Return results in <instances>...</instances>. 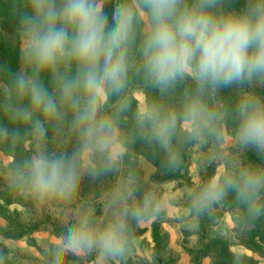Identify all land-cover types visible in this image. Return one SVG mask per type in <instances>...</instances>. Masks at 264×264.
<instances>
[{"label":"clouds","instance_id":"clouds-1","mask_svg":"<svg viewBox=\"0 0 264 264\" xmlns=\"http://www.w3.org/2000/svg\"><path fill=\"white\" fill-rule=\"evenodd\" d=\"M11 3L20 71L0 66V160L8 191L67 217L45 264H131L138 229L169 213L221 225L225 241L264 219V164L247 156L264 159V0ZM233 87L234 101L222 95ZM137 145L162 153L169 174L195 161V179L176 196ZM105 177L72 212L83 184ZM229 255L247 264L231 243ZM0 264L20 253L0 247Z\"/></svg>","mask_w":264,"mask_h":264},{"label":"rangeland","instance_id":"rangeland-1","mask_svg":"<svg viewBox=\"0 0 264 264\" xmlns=\"http://www.w3.org/2000/svg\"><path fill=\"white\" fill-rule=\"evenodd\" d=\"M246 0H233V6L241 8ZM112 11V10H111ZM16 34V35H15ZM16 36V37H15ZM7 40L18 39L19 59L17 72L20 71V38L18 30L6 34ZM1 66V65H0ZM238 88L225 89L222 95L235 100ZM264 94V90L261 91ZM2 99V97H0ZM55 143L49 133V150H55ZM137 150L143 155L147 168L151 169V179L166 182L164 187L174 191L179 196L184 185L191 184L195 177V161L188 165V172L169 174L158 169L150 160L157 155L163 161V154L137 145ZM250 160L264 164V159L255 150L247 153ZM189 157L186 154L185 160ZM7 160H0V247H6L20 253L21 264H45V253L48 245L62 230L67 217L61 214L57 207L38 208L31 201L13 194L6 187ZM112 177H105L93 183L86 181L82 186V200L73 205L71 211H82L81 202L90 195L99 198L112 183ZM97 215L102 214V206L97 204ZM223 226L235 229L231 215L224 213ZM222 226L207 219L184 224L175 213H169L159 221H151L138 229L139 246L131 264H231L229 243L232 250L246 258L247 264H264V219L244 234L233 235L230 241L219 238ZM88 264H101L98 257H90Z\"/></svg>","mask_w":264,"mask_h":264},{"label":"trees","instance_id":"trees-1","mask_svg":"<svg viewBox=\"0 0 264 264\" xmlns=\"http://www.w3.org/2000/svg\"><path fill=\"white\" fill-rule=\"evenodd\" d=\"M11 9V0H0V65L7 66L10 68L12 73H15L17 72L19 59L18 39L15 38L13 42H10L6 38V34H13L14 36V33L18 30V20L12 16ZM111 10L112 8L109 6V15H111ZM49 80L50 77L46 76L45 83L47 84ZM156 156L157 155H152L149 158L152 160L155 166L161 170L162 161L157 159Z\"/></svg>","mask_w":264,"mask_h":264}]
</instances>
